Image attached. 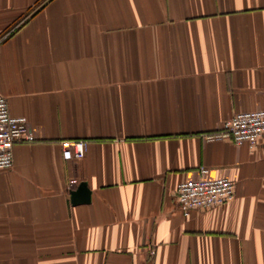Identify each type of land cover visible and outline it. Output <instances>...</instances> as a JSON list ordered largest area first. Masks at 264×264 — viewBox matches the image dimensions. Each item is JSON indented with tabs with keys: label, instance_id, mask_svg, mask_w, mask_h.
<instances>
[{
	"label": "crops",
	"instance_id": "0c3cea01",
	"mask_svg": "<svg viewBox=\"0 0 264 264\" xmlns=\"http://www.w3.org/2000/svg\"><path fill=\"white\" fill-rule=\"evenodd\" d=\"M0 95L34 138L0 171V264H264V135L204 138L264 110V0H0ZM200 168L234 198L184 216Z\"/></svg>",
	"mask_w": 264,
	"mask_h": 264
},
{
	"label": "built area",
	"instance_id": "2783aa9c",
	"mask_svg": "<svg viewBox=\"0 0 264 264\" xmlns=\"http://www.w3.org/2000/svg\"><path fill=\"white\" fill-rule=\"evenodd\" d=\"M264 135V110L239 113L231 117L223 128L205 135V140L231 142L233 145L247 144L250 149L257 146ZM34 141L23 117H12L8 111L7 100L0 95V171L12 168V148L18 143ZM64 161H80L84 158L85 141H62L60 143ZM208 170L200 168L195 179L180 183L176 189V204L179 211L188 216L193 211H202L228 203L234 198L235 185L224 178L209 179ZM77 180L68 182V190L77 186Z\"/></svg>",
	"mask_w": 264,
	"mask_h": 264
},
{
	"label": "water",
	"instance_id": "95a60500",
	"mask_svg": "<svg viewBox=\"0 0 264 264\" xmlns=\"http://www.w3.org/2000/svg\"><path fill=\"white\" fill-rule=\"evenodd\" d=\"M90 196V191L87 188L86 183L81 182L74 191L70 192V203L72 206L89 204L91 198Z\"/></svg>",
	"mask_w": 264,
	"mask_h": 264
}]
</instances>
